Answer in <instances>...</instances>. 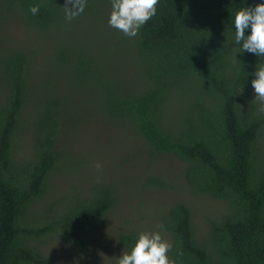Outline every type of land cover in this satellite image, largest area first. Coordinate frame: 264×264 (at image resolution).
Instances as JSON below:
<instances>
[{
	"label": "trees",
	"instance_id": "obj_1",
	"mask_svg": "<svg viewBox=\"0 0 264 264\" xmlns=\"http://www.w3.org/2000/svg\"><path fill=\"white\" fill-rule=\"evenodd\" d=\"M258 3L264 0H159L156 15L129 38L108 24L111 0H87L72 21L65 0H0V264H58L42 248L53 239L84 255L95 249L92 238L113 214L118 187L91 180L84 191L75 183L58 191L57 183L68 166L79 167L68 149L83 124L107 144L134 136L148 163L165 159L181 171L175 186L145 168L139 192L179 189L181 198L125 215L114 234L120 256L139 233L161 231L176 264H264V111L251 84L264 58L240 52L234 27L235 13ZM6 13L14 20L7 27ZM82 20L90 22L89 37L105 36L64 40L51 49V62L73 63L63 77L96 88L94 108L73 102L48 78L33 81L39 50L10 29L61 36ZM112 54L130 60L139 84L104 79L100 61ZM169 112L174 122L165 120ZM122 153L119 165L136 162ZM200 198L216 214L196 226L192 205ZM150 219L151 230L139 227Z\"/></svg>",
	"mask_w": 264,
	"mask_h": 264
},
{
	"label": "rangeland",
	"instance_id": "obj_2",
	"mask_svg": "<svg viewBox=\"0 0 264 264\" xmlns=\"http://www.w3.org/2000/svg\"><path fill=\"white\" fill-rule=\"evenodd\" d=\"M7 20L5 27L14 22L12 16L6 13ZM101 22V21H99ZM89 21L82 20L79 22H73L74 27L63 29L60 35H47V34H35L32 27L27 29L24 33V29L17 28V26L11 27L13 33L17 34L18 40H21L24 47L26 45L36 47L39 52L35 59V66H32L33 74L31 79L33 81L38 80L41 82L44 78H48L53 83L62 85V90L68 95L73 102L79 103L82 101L83 105H87L86 108L96 107V103L99 100V95L96 93V88H87L79 85L76 81H68L65 77L71 68L70 64L53 67L51 62L52 52L54 46L60 44L64 40H71V42L77 43L82 36L87 35L89 37L90 28ZM24 33V36L22 34ZM15 36V35H14ZM105 35L97 36L93 35L89 37L91 39L103 37ZM66 38V39H65ZM97 44L93 43L90 46L97 50ZM100 61V60H98ZM102 68H104V79L106 81L115 79L118 83L126 84L130 81L133 86L139 84L138 72L131 69L130 60L123 59L119 54H112L106 59L103 58L100 61ZM59 78V81L55 82ZM62 81V82H61ZM85 85V84H84ZM254 91V90H253ZM255 97V94H253ZM171 109L173 106H170ZM85 108V109H86ZM93 110V109H92ZM89 115V113H88ZM93 116V114H92ZM167 122H174L172 114L166 116ZM102 128L103 125H98ZM82 131H72L70 135V147L68 149L69 155L75 162L79 163L78 168L68 166L65 172L59 175L57 183L59 185L58 191H65L71 184L75 183L76 187L81 190H86L85 185L91 182V180H100L107 183H112L118 187L119 200L116 208L113 210V214L106 220L105 227L100 233L95 235L92 240V246L95 248L88 254H82L75 248L69 245H63L59 241L53 239L52 241H45L42 244V248L48 256L53 258L58 264H118V258L121 251L114 240L115 231L121 228L123 217L125 215L138 216L142 210L145 212H152L156 209L159 201L169 200L179 195L180 190L175 189L173 191L155 193L150 190L145 193L139 192L140 181H142V175L147 166L149 169L156 173L163 174L172 185H178V178L180 177V169L174 163L167 160L154 159L148 163L146 154L139 155L142 152V148L135 142V137L128 139L126 135H115L112 137V142L107 144L104 142L105 137L98 135L96 128L89 124H83L81 126ZM78 129V127H75ZM128 134V133H127ZM99 139V142L97 141ZM124 148V149H123ZM123 149L122 151H120ZM128 153L137 155V160L133 164L119 165V157H124L122 153ZM99 162L102 165L101 170H97L95 164ZM129 183V188L123 185L124 182ZM175 196V197H174ZM177 198H181L178 196ZM140 199H142L144 206L140 207ZM193 214L195 218V225H200L203 218L210 214H216V206L209 199H197L193 203ZM145 215V213H143ZM153 225L150 219L149 223H143L139 227L141 229L151 230Z\"/></svg>",
	"mask_w": 264,
	"mask_h": 264
},
{
	"label": "clouds",
	"instance_id": "obj_3",
	"mask_svg": "<svg viewBox=\"0 0 264 264\" xmlns=\"http://www.w3.org/2000/svg\"><path fill=\"white\" fill-rule=\"evenodd\" d=\"M159 0H111L112 11L108 20L110 27L121 31L125 36L134 38L139 30L156 15ZM87 0H65V18L68 21L79 17L85 10ZM70 6V7H69ZM39 5L31 6L29 11L36 15ZM235 44L240 52H248L264 58V3L254 7H242L234 16ZM251 29L246 35V30ZM255 99L264 111V65L256 68L255 78L251 81ZM242 91V90H241ZM96 169H102L97 162ZM163 225L158 228L163 230ZM172 243L164 239L161 231L141 232L130 253L124 252L118 258V264H176L169 257Z\"/></svg>",
	"mask_w": 264,
	"mask_h": 264
}]
</instances>
